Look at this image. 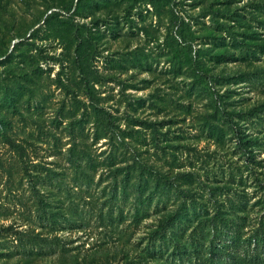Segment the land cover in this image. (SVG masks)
Returning <instances> with one entry per match:
<instances>
[{
	"label": "rangeland",
	"instance_id": "obj_1",
	"mask_svg": "<svg viewBox=\"0 0 264 264\" xmlns=\"http://www.w3.org/2000/svg\"><path fill=\"white\" fill-rule=\"evenodd\" d=\"M263 186L264 0H0V264H166L168 212Z\"/></svg>",
	"mask_w": 264,
	"mask_h": 264
},
{
	"label": "trees",
	"instance_id": "obj_2",
	"mask_svg": "<svg viewBox=\"0 0 264 264\" xmlns=\"http://www.w3.org/2000/svg\"><path fill=\"white\" fill-rule=\"evenodd\" d=\"M234 132L241 148L247 149L246 146L254 144L251 140H242L245 135L240 127ZM246 157L254 156L246 154ZM262 192L263 198L258 202L264 207L263 189ZM112 196L115 200L112 209L118 208L122 212L118 195ZM148 213L136 207L131 221L137 224L147 218ZM227 215L220 208L211 214L207 210L202 213L179 208L170 211L144 238L142 254L146 259L161 260L166 264H264V215L259 216L247 231ZM126 219L121 213L113 217L117 223Z\"/></svg>",
	"mask_w": 264,
	"mask_h": 264
}]
</instances>
